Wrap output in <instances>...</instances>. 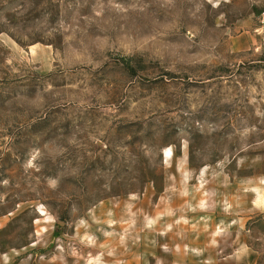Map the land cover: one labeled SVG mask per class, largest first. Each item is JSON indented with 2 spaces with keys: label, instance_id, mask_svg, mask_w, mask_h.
<instances>
[{
  "label": "rangeland",
  "instance_id": "374dc122",
  "mask_svg": "<svg viewBox=\"0 0 264 264\" xmlns=\"http://www.w3.org/2000/svg\"><path fill=\"white\" fill-rule=\"evenodd\" d=\"M263 13L0 0V264H264Z\"/></svg>",
  "mask_w": 264,
  "mask_h": 264
},
{
  "label": "crops",
  "instance_id": "0c3cea01",
  "mask_svg": "<svg viewBox=\"0 0 264 264\" xmlns=\"http://www.w3.org/2000/svg\"><path fill=\"white\" fill-rule=\"evenodd\" d=\"M247 42V41H246ZM248 42H249V44H248V48L250 47V46H256L257 45V40H256V38H255V36H252V37H250V39H248ZM39 49H37L36 48V50L35 49H32L31 50V52H32V54H38L39 53V51H38ZM35 55V56H36Z\"/></svg>",
  "mask_w": 264,
  "mask_h": 264
},
{
  "label": "bare ground",
  "instance_id": "6f19581e",
  "mask_svg": "<svg viewBox=\"0 0 264 264\" xmlns=\"http://www.w3.org/2000/svg\"><path fill=\"white\" fill-rule=\"evenodd\" d=\"M164 157H165L167 160H169V159L172 157V153H171V151H170V150L165 151V153H164ZM259 200H260L261 203L264 202V195H259Z\"/></svg>",
  "mask_w": 264,
  "mask_h": 264
},
{
  "label": "built area",
  "instance_id": "2783aa9c",
  "mask_svg": "<svg viewBox=\"0 0 264 264\" xmlns=\"http://www.w3.org/2000/svg\"><path fill=\"white\" fill-rule=\"evenodd\" d=\"M263 16H264V13H263Z\"/></svg>",
  "mask_w": 264,
  "mask_h": 264
}]
</instances>
